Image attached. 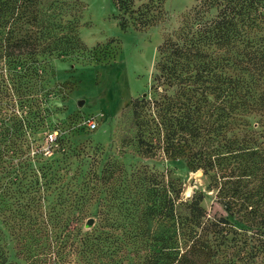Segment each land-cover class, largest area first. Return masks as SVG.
<instances>
[{
  "label": "trees",
  "instance_id": "trees-1",
  "mask_svg": "<svg viewBox=\"0 0 264 264\" xmlns=\"http://www.w3.org/2000/svg\"><path fill=\"white\" fill-rule=\"evenodd\" d=\"M160 1L116 0L120 26L125 14L140 29L161 22ZM78 7L79 0H0V197L13 198L15 214L32 220L22 226L30 239L19 248L22 260L249 263L264 252V242L249 250L231 223L264 222V0H196L175 36L158 47L154 94L130 104L141 155L181 158L201 169L222 206L224 214L215 216L203 205L202 190L183 197L176 180L145 167L127 172L114 158L80 183L51 165L34 166L43 156L34 133L47 129L50 115L51 58L87 49ZM55 189L58 210L31 219ZM92 199L97 216L85 219ZM39 236L49 243L42 246ZM0 264L20 263L8 262L0 248Z\"/></svg>",
  "mask_w": 264,
  "mask_h": 264
},
{
  "label": "rangeland",
  "instance_id": "rangeland-1",
  "mask_svg": "<svg viewBox=\"0 0 264 264\" xmlns=\"http://www.w3.org/2000/svg\"><path fill=\"white\" fill-rule=\"evenodd\" d=\"M115 2L79 0L77 29L87 49L75 56L51 58L50 92L46 100L50 115L47 129L34 133L39 145L37 149L43 152V156L33 162L34 166L51 165L67 179L77 177L80 183L82 175L90 169L95 167L99 173L107 160L114 158L127 172L145 167L165 179L176 180L183 188V197L202 190L205 195L202 203L208 213L223 215L222 206L215 201V193L208 190L209 179L201 169L191 170L181 158L141 155L136 145L130 108L132 99L154 94L151 84L160 57L158 47L165 37L175 36L182 17L190 12L196 0H161L163 20L144 29L136 27L128 14H125L126 26H120L122 13ZM146 2L148 0H134V6ZM93 120L97 124L90 129L88 123ZM58 191L52 190L38 210L30 212L31 219L34 216L37 221L46 218L45 213L55 207ZM91 203L90 215H86L85 219L97 216L94 199ZM17 209L13 198L0 197V248L8 262L26 264L19 248L30 240L22 226L32 220H21L15 214ZM263 224L261 221L231 223V227L241 240H247L249 250L256 251L263 246ZM91 226L86 222L84 229ZM39 237L42 246L50 241L47 236ZM50 252L48 255L53 256L54 252ZM230 256L231 253L226 255ZM218 258V262L222 263L225 255ZM233 260L236 262L235 258ZM248 262L264 264V252L257 253Z\"/></svg>",
  "mask_w": 264,
  "mask_h": 264
},
{
  "label": "built area",
  "instance_id": "built-area-1",
  "mask_svg": "<svg viewBox=\"0 0 264 264\" xmlns=\"http://www.w3.org/2000/svg\"><path fill=\"white\" fill-rule=\"evenodd\" d=\"M96 124H97L96 121L93 120L92 122H89V123H88V126H89L90 129H93V128L96 127ZM50 136H52V135H50Z\"/></svg>",
  "mask_w": 264,
  "mask_h": 264
},
{
  "label": "water",
  "instance_id": "water-1",
  "mask_svg": "<svg viewBox=\"0 0 264 264\" xmlns=\"http://www.w3.org/2000/svg\"><path fill=\"white\" fill-rule=\"evenodd\" d=\"M88 222H87V225H91L92 224V220L91 219H89V220H87Z\"/></svg>",
  "mask_w": 264,
  "mask_h": 264
}]
</instances>
